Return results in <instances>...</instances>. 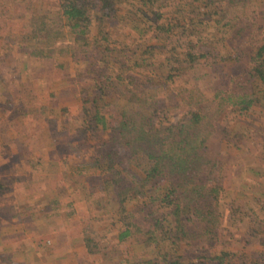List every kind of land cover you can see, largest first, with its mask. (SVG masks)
Returning a JSON list of instances; mask_svg holds the SVG:
<instances>
[{
    "label": "rangeland",
    "instance_id": "obj_1",
    "mask_svg": "<svg viewBox=\"0 0 264 264\" xmlns=\"http://www.w3.org/2000/svg\"><path fill=\"white\" fill-rule=\"evenodd\" d=\"M185 1L112 0V15L97 11L82 42L60 0H0V264H217L228 251L236 264H264V93L248 73L264 0H213L211 14ZM236 12L253 23L234 38L227 18ZM183 88L202 98L212 123L208 180L218 188L215 234L195 243L159 231L171 209L149 201L160 184L115 202L96 165L105 130L92 117L109 124L130 101L179 120L195 109ZM244 89H255L254 100L239 108L232 101ZM125 224L145 234L118 240Z\"/></svg>",
    "mask_w": 264,
    "mask_h": 264
},
{
    "label": "trees",
    "instance_id": "obj_2",
    "mask_svg": "<svg viewBox=\"0 0 264 264\" xmlns=\"http://www.w3.org/2000/svg\"><path fill=\"white\" fill-rule=\"evenodd\" d=\"M139 1L153 5L154 0ZM221 1H218V5L223 6ZM60 2V14L67 21L74 41L86 42L84 35L91 20H98L100 16L96 14L97 11L102 10L107 16H111L113 9L115 10L112 7V0H60ZM184 3L193 14H198L199 10L202 11L201 13L211 14L213 0H186ZM218 5L214 8H220ZM137 10L140 11L139 14H135ZM133 13L131 14L134 16H131L130 20L137 22L139 16L147 15V6L146 9L135 8ZM240 16V13L236 12L227 18L229 23H226L234 38L246 32V28L251 27L253 23L249 21L251 16H247V19ZM40 23H43L41 18ZM100 38L101 41H106L107 36L102 34ZM263 54L264 37L254 51L253 58L257 62L253 65L252 71L248 72L249 77L252 76L253 85L255 83L257 85L256 91L264 93V59H259ZM186 55L193 58L188 52ZM193 90V88L182 89L190 98L187 103L194 105L195 109H186L187 116L179 120L171 121L167 115L158 116L157 107L146 108L142 103L138 107H132L129 105L130 101L123 106L116 105V117L109 124L101 115L96 116L93 113L92 117L94 116L95 122H100L105 130L106 138L103 139V144L107 145L100 152L103 161H95L97 162L95 164L105 173L103 182L110 186L115 202L120 206V202L127 198L139 199L145 196L144 192L149 187L160 184L161 190L155 195L150 194L149 201L156 198L160 201L166 200V204L171 205V209L168 213L170 218L167 219V229L162 230L159 227V231L169 234L174 230L179 235V239L195 243L214 236L219 213L216 196L218 188L208 180L212 168L210 154L206 152V140L212 131V123L204 117L206 112L203 114L199 111L202 98L190 97L194 95ZM254 91L244 89L242 93L237 94L239 99L232 102L240 103L239 108L247 107L254 100ZM205 106L204 103L203 107ZM125 178L129 181H125ZM170 197L172 199H169ZM189 214L194 219L191 224L188 223ZM152 219L154 226H157L159 221L154 217ZM136 233L142 235L145 231L140 226L130 229L125 224L118 230L117 239L121 240ZM224 253L216 256L217 264L237 263L236 257H233L229 251ZM165 262L179 264V261L174 259Z\"/></svg>",
    "mask_w": 264,
    "mask_h": 264
},
{
    "label": "crops",
    "instance_id": "obj_3",
    "mask_svg": "<svg viewBox=\"0 0 264 264\" xmlns=\"http://www.w3.org/2000/svg\"><path fill=\"white\" fill-rule=\"evenodd\" d=\"M86 248H87V246L84 244V246L82 245V244H80L79 246H78V250H81V252H83V253H86ZM70 249H72V248H70ZM82 255V254H81ZM76 256V255H75ZM91 260V259H90ZM87 263H88V261H87Z\"/></svg>",
    "mask_w": 264,
    "mask_h": 264
}]
</instances>
